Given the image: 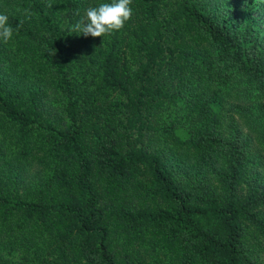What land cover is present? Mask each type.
<instances>
[{
	"label": "trees",
	"instance_id": "obj_1",
	"mask_svg": "<svg viewBox=\"0 0 264 264\" xmlns=\"http://www.w3.org/2000/svg\"><path fill=\"white\" fill-rule=\"evenodd\" d=\"M104 2L0 0V264H264V32L230 0L72 32Z\"/></svg>",
	"mask_w": 264,
	"mask_h": 264
},
{
	"label": "clouds",
	"instance_id": "obj_2",
	"mask_svg": "<svg viewBox=\"0 0 264 264\" xmlns=\"http://www.w3.org/2000/svg\"><path fill=\"white\" fill-rule=\"evenodd\" d=\"M132 0H111L90 6L85 14L74 26L72 32L84 37H105L121 31L128 22L133 11L130 7ZM14 29L9 24L7 15L0 14V41L8 43L13 37ZM54 53V50L52 51Z\"/></svg>",
	"mask_w": 264,
	"mask_h": 264
},
{
	"label": "rangeland",
	"instance_id": "obj_3",
	"mask_svg": "<svg viewBox=\"0 0 264 264\" xmlns=\"http://www.w3.org/2000/svg\"><path fill=\"white\" fill-rule=\"evenodd\" d=\"M231 15L240 14L248 25L257 26L264 32V0H230ZM33 170H30L32 173Z\"/></svg>",
	"mask_w": 264,
	"mask_h": 264
}]
</instances>
